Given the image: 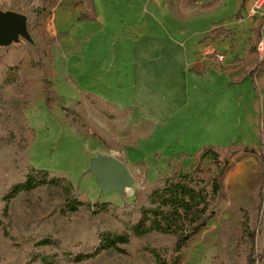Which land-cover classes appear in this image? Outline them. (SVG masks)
Instances as JSON below:
<instances>
[{
    "label": "rangeland",
    "instance_id": "rangeland-1",
    "mask_svg": "<svg viewBox=\"0 0 264 264\" xmlns=\"http://www.w3.org/2000/svg\"><path fill=\"white\" fill-rule=\"evenodd\" d=\"M95 1L100 10L99 2L104 1ZM236 3L226 0L215 14L202 16L205 20L170 23L154 0H139L141 19L130 29L134 25L114 17L109 22L93 20L87 11L90 0H0V10L28 16L31 36L0 45V195L34 167L68 178L88 203L122 206L138 191L153 187V179L171 157L190 156L178 163L181 168L200 167L201 178L215 177L218 171L209 159L198 164L200 151L214 147L222 157L229 156L222 187L212 202L216 215L183 248L180 264H246L244 223L256 233V264H264L261 169L253 156L230 153L250 145L264 155V114L255 113L249 99H239L237 88L214 97L208 107L205 97L191 104L178 98L176 105L170 103L171 110L164 87L171 66L169 50L175 43L193 52L214 48L224 55L234 53L233 68L241 75L250 63L259 70L256 56L249 53L261 25L264 55V15L232 28L233 37L217 35L221 19L233 16ZM244 11L241 8L234 18ZM121 50L139 51L136 63L115 56ZM159 52L162 57L155 62ZM152 69L156 85L145 89L143 75ZM209 79L224 85L223 76L211 73L202 83L206 86ZM100 156L127 160L133 185L103 191L92 169ZM64 197L63 189L52 186L21 193L11 201L7 223L15 240L0 230V264H30L29 254L44 250L36 246V238L52 237L75 252L91 245L96 228L121 227L110 213L92 215L86 206L70 218L61 217L56 209ZM174 243L173 235L152 233L123 245L129 255L106 252L89 261L63 264H157L148 247L170 259L175 257ZM48 251L63 256L60 247Z\"/></svg>",
    "mask_w": 264,
    "mask_h": 264
},
{
    "label": "trees",
    "instance_id": "trees-1",
    "mask_svg": "<svg viewBox=\"0 0 264 264\" xmlns=\"http://www.w3.org/2000/svg\"><path fill=\"white\" fill-rule=\"evenodd\" d=\"M90 7L92 11H95L93 0H90ZM262 31L261 26L256 30L257 37L250 48V52L258 57V65L264 69V57L260 59V44L263 41ZM233 33V30L223 26L219 28L217 35L219 38H229L233 37ZM237 152H245L253 156L260 166L261 176L264 179V155L262 152L250 145L230 150L233 155H236ZM200 153L201 155H199ZM200 153L198 154V164L201 165L204 160L209 159L208 161L214 163L218 171L215 177L211 179L201 178L199 175L200 167L197 170L181 168L178 163L190 158V156L183 154L179 158L171 157L165 170L153 179V187L138 191L135 193L133 201L123 202L122 206L112 202L88 203L82 199L78 191H75L73 183L68 178L50 171L30 167L23 181L14 183L11 190L1 191L0 230L10 240H15L11 227L7 223L11 201L21 193H31L42 187L54 186L63 189L65 193L63 201L56 209V213L61 217L70 218L86 206L91 210L92 215L110 213L120 222L121 227L108 230L96 228L91 245L75 252L65 250L60 242L52 237L36 238L34 241L36 246L44 248L45 251H32L29 254L30 264L33 262L63 264L64 261L79 263L89 261L106 252L129 255L123 245L132 244L135 238H144L152 233L170 234L175 237L173 247L175 257L170 259L155 247H148L157 264H180L183 258V248L216 215L211 209L212 202L219 195L222 187L221 178L229 163V156L222 157L223 152L214 147L200 151ZM262 198L263 195H261L259 203ZM243 232L242 242H245L249 247L246 264H256L258 253H256L255 230H252L248 223H244ZM58 247L61 248L62 257L57 253L48 251Z\"/></svg>",
    "mask_w": 264,
    "mask_h": 264
},
{
    "label": "crops",
    "instance_id": "crops-1",
    "mask_svg": "<svg viewBox=\"0 0 264 264\" xmlns=\"http://www.w3.org/2000/svg\"><path fill=\"white\" fill-rule=\"evenodd\" d=\"M103 1L104 4L99 2L100 10L97 8L96 1L94 2L96 5L95 11H92L91 8L87 9L88 16L92 17L93 20L109 22L114 17L118 18L123 24L134 25L130 29H134L135 25L137 26L141 19L139 0H114V5L108 0ZM256 1H262V4L258 8L256 7ZM154 2L157 8L163 9L162 14L165 18L169 19L170 23H186L188 21L205 20L206 18L202 16L215 14V9L224 4L226 0H154ZM236 5V10L231 18L225 17L221 19V24L227 29L236 28L241 23L253 19L255 15H264V0H237ZM197 7L201 9L196 10L195 13L194 8ZM241 8L245 9V13H241V17L239 18H234ZM170 41L173 42L171 39ZM175 44V49L169 50L168 61L171 66L168 67V72L166 73L168 78L164 79L165 93L168 99L167 104L169 106L171 104L176 105L178 98H180L181 102L184 100V104H191L205 97V103H207L208 107L214 97L220 96L222 92L230 94L231 90L237 88L240 91L239 99H243V101L249 99L250 104L253 105V111L259 115L264 114V91L262 89L264 74L259 76L261 72L264 73L262 67H259V70L254 69V65L250 63L245 67L246 72L241 75L242 72L238 74L237 68H233L235 66V64L233 65L235 61L234 53L229 52L227 55H224L223 53L215 52L214 48H207L203 52H193L183 48L179 43ZM120 52L121 54H115V56L121 55L131 64L136 63L135 56L140 54L137 50H121ZM217 54H221L223 59H217ZM249 55L251 56L252 52ZM260 56V59L264 57L261 51ZM161 57L162 52L156 54L154 56L155 62L159 61ZM256 58L258 60L257 56ZM219 66L225 67V71H220ZM151 71L153 72L143 75L141 85L145 89H150V87L156 85V80L154 81V77L156 76L155 69ZM210 73L223 76L224 85L219 84L216 86L214 80L209 79L205 82L207 84L205 86L202 80ZM137 74V77L141 80L139 71H137ZM170 109L172 110L173 107L170 106ZM261 118L260 116L259 119ZM120 160L127 163V160Z\"/></svg>",
    "mask_w": 264,
    "mask_h": 264
},
{
    "label": "water",
    "instance_id": "water-1",
    "mask_svg": "<svg viewBox=\"0 0 264 264\" xmlns=\"http://www.w3.org/2000/svg\"><path fill=\"white\" fill-rule=\"evenodd\" d=\"M31 40L28 16L17 11L0 10V45L9 46L16 38ZM103 191L123 190L133 185L134 176L127 165L114 156H100L92 165Z\"/></svg>",
    "mask_w": 264,
    "mask_h": 264
},
{
    "label": "built area",
    "instance_id": "built-area-1",
    "mask_svg": "<svg viewBox=\"0 0 264 264\" xmlns=\"http://www.w3.org/2000/svg\"><path fill=\"white\" fill-rule=\"evenodd\" d=\"M262 4V1H256V7H260V5ZM217 59L221 60L223 59V56L221 54H217Z\"/></svg>",
    "mask_w": 264,
    "mask_h": 264
}]
</instances>
